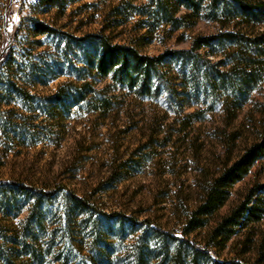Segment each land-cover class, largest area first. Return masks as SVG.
I'll return each mask as SVG.
<instances>
[{"label": "rangeland", "instance_id": "rangeland-1", "mask_svg": "<svg viewBox=\"0 0 264 264\" xmlns=\"http://www.w3.org/2000/svg\"><path fill=\"white\" fill-rule=\"evenodd\" d=\"M228 4L215 14L212 0H0V264H264V158L183 233L207 186L264 130V43L258 55L244 41L262 37L264 20ZM103 38L151 58L189 54L164 59L149 91L131 89L99 73ZM12 182L54 195L29 219L37 200ZM250 197L255 215L216 233Z\"/></svg>", "mask_w": 264, "mask_h": 264}, {"label": "trees", "instance_id": "trees-1", "mask_svg": "<svg viewBox=\"0 0 264 264\" xmlns=\"http://www.w3.org/2000/svg\"><path fill=\"white\" fill-rule=\"evenodd\" d=\"M228 1H232V3L234 2L236 4V1L238 0H212V5L214 8L212 12L215 14L218 10L223 11V13L226 12L229 5ZM60 2H62V0H40V3L46 8H54ZM236 5L238 10H241V16L245 17L247 20H255V22H262L264 20V2L259 7H251L244 2H239ZM158 7L160 10H163V12L167 13V10H164V6L162 4H159ZM35 29L37 31V35L41 36L47 35L50 32V28L43 25H37L35 26ZM225 37L234 42H241L242 39L244 40V38L241 39L237 34H226ZM215 39V36L198 39L195 43L194 50L199 51L203 47L211 45ZM244 41L248 42V48L254 47V52H256L258 55H262L264 34L258 40L247 39ZM100 48L102 49V54L97 64L99 73L105 78L111 77L113 79H117V77H120V81L129 85V88L131 89L141 83L143 91H149L153 77L158 78L160 76L159 66L164 61V59H166L169 55L174 57L183 53L167 52L166 54L157 58H151L148 56H142L135 48L122 46L119 44L113 45L108 38H103L101 40ZM186 53L188 52L183 54ZM12 64H15L14 57H11L6 61L5 67L9 68V66H12ZM92 67L95 68V65H92ZM198 67L199 66L196 63L194 65L193 71H196L195 69H199ZM205 77L208 79V74H206ZM252 79H254V77H249L245 81H252ZM262 158H264V130L261 133L260 139L257 143L248 148L239 160L234 162L226 169V171H224L220 177L214 179L207 186L203 203L199 206L198 210L193 213L194 217L190 218L186 229L183 231L184 235L188 236L191 232L200 228L203 225V217H208L215 214L219 208H221L226 203L228 190L231 189L236 183L247 177L257 161ZM13 183L15 182H12L11 184ZM15 185L17 189H22V192L27 197L29 196V198L31 197L37 200V203L34 207L35 209H31V215L29 219L35 218V214L37 213L41 202L46 201L52 195H54V191L51 190L48 192L42 191L39 193L36 192V188L33 186L24 188L19 186L17 183H15ZM261 189H264V187H261ZM0 191L3 190L0 189ZM251 198L252 197H250L244 204H242L236 211L226 218L216 233H219L229 226L243 225L240 224V221L245 219L246 215H255L254 209L249 207ZM65 199L71 200L75 206L86 210V213H89L91 211V207H93L91 206L92 203L87 198H79L73 194H67L65 195ZM0 203H2L3 207L5 202L3 201ZM97 214V211L92 212V216H97ZM30 229L31 228L28 230ZM213 239H215V234ZM182 242L188 246L192 245L191 241L187 239L183 240ZM26 245L29 247L30 243ZM3 253L2 246L0 245V255L3 256ZM198 253L204 252L198 250Z\"/></svg>", "mask_w": 264, "mask_h": 264}]
</instances>
